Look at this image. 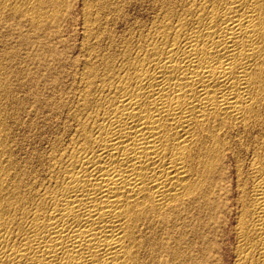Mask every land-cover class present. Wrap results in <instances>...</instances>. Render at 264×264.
Masks as SVG:
<instances>
[{
	"label": "bare ground",
	"instance_id": "1",
	"mask_svg": "<svg viewBox=\"0 0 264 264\" xmlns=\"http://www.w3.org/2000/svg\"><path fill=\"white\" fill-rule=\"evenodd\" d=\"M79 3L0 0V264H264V0Z\"/></svg>",
	"mask_w": 264,
	"mask_h": 264
},
{
	"label": "rangeland",
	"instance_id": "2",
	"mask_svg": "<svg viewBox=\"0 0 264 264\" xmlns=\"http://www.w3.org/2000/svg\"><path fill=\"white\" fill-rule=\"evenodd\" d=\"M68 1H69V5H70V9H69L70 10V16L68 17L69 20L67 18L66 19L67 22L66 21L60 22V25L62 26L64 40L67 41L68 44H73V43H76L77 37H78V30H79V21L78 20H79V14H80V11H78V10L80 9V3H79V0H68ZM77 7H79V8H77ZM135 10H136V8H133L132 11L130 9L128 11V14L129 13L135 14L136 13ZM140 13L142 14V16H144L142 11H140ZM1 16L3 17L5 15H1ZM9 22L10 21H8L7 23H9ZM76 25H77V27H76ZM8 35H9V32H7L6 28H3L1 25L0 26V41H2L5 44L7 43L8 46H11V38Z\"/></svg>",
	"mask_w": 264,
	"mask_h": 264
}]
</instances>
